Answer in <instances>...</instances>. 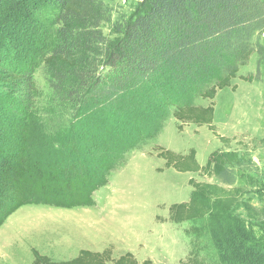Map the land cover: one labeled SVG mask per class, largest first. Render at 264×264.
Instances as JSON below:
<instances>
[{
	"label": "trees",
	"instance_id": "obj_1",
	"mask_svg": "<svg viewBox=\"0 0 264 264\" xmlns=\"http://www.w3.org/2000/svg\"><path fill=\"white\" fill-rule=\"evenodd\" d=\"M16 14L10 26L0 25V30L9 35L19 25L28 23L29 29L32 27L31 39L35 40L33 47H27L17 41L16 34L12 35L13 45H9L8 38L0 43L1 53L6 52L0 54V82L5 83L0 96L14 93L9 110L16 116L27 115L36 106L32 72L38 63L53 89V105L68 102L62 109L61 121L63 117H79L80 106L87 119L109 109L127 118V113L137 111L143 101L149 109L157 104L161 107L153 121L154 131L161 130L164 118L172 116L181 123L180 129L189 123L208 125L222 143L228 144L230 138L221 135L214 124V99L219 90L230 86L236 89L233 80L237 77L247 81L256 78L240 74L254 53L264 59V47L260 44L264 0H144L129 19L117 21L113 37L103 30L109 10L102 0H23ZM15 50L17 59L12 60L9 55ZM22 55H33L34 64L26 63L25 72L19 67ZM3 62L15 65L7 69L6 76L1 75L5 71ZM15 94H21L22 99L17 100ZM196 96L211 103L194 104ZM65 122L69 123L62 124ZM84 126L79 135L86 132ZM8 127L0 117V226L8 215L27 203L44 202L59 207L93 204L95 191L109 182L111 173L121 167L133 149L129 143L138 144L143 139L140 133L135 135L137 140L119 143L121 146L110 144L100 177L103 181L94 186L91 183L95 175L90 169L83 172L81 180V168L71 166L66 170L59 164H43L30 157L28 146L36 141L40 130L34 133L30 126L21 125L17 136L10 138L6 135ZM71 139L67 146L76 151L79 144ZM56 153L63 156L61 150ZM161 155L167 167L180 172H201L219 182L190 179L193 189L189 199L173 203L169 219L177 224L207 220L202 226H193L191 233L201 237L209 230L211 235H217L226 246L223 250L218 239V253L224 264H264V235H257L245 223L237 225L232 217L240 199V188L233 186L237 182L234 167L241 162L238 152L214 150L205 165L199 163L194 148L186 154L162 148ZM242 243L244 250L240 248ZM111 263L153 261H139L130 251L114 258L112 249L106 248L82 249L75 258L62 261L35 251L32 262ZM180 264L211 263L203 260L197 250Z\"/></svg>",
	"mask_w": 264,
	"mask_h": 264
},
{
	"label": "rangeland",
	"instance_id": "obj_2",
	"mask_svg": "<svg viewBox=\"0 0 264 264\" xmlns=\"http://www.w3.org/2000/svg\"><path fill=\"white\" fill-rule=\"evenodd\" d=\"M22 1L0 0L2 27L10 26ZM102 1L109 10V20L103 24V30L113 37L117 21L129 19L144 0ZM31 28L25 23L9 35L0 30V43L8 38L9 45H13L12 35L18 34L21 45L33 47ZM260 44L264 47V33ZM16 53L15 50L9 55L12 60L17 59ZM0 54L6 52L0 51ZM19 61L21 72L27 71L26 63L34 64L33 55H22ZM3 64L5 71L1 75L6 76L7 69L15 65ZM41 66L37 63L32 72L37 91L33 111L27 115H11L9 104L14 93L0 96V117L10 126L6 129L8 137H16L21 125L30 126L34 133L40 130L36 141L28 146L30 157L43 164H59L66 170L71 166L81 168V180L83 172L90 169L95 175L91 185L95 186L103 181L100 177L110 144L137 140L135 135L140 133L143 139L138 144L129 143L133 149L124 156L126 161L111 173L106 185L95 191L93 204L59 207L44 202L27 203L8 215L0 226V264H32L35 251L62 261L75 258L82 249L103 251L106 248L112 249L114 258L130 251L139 261L151 259L153 264H180L198 250L206 262L224 264L218 253L217 235H211L209 230L201 237L191 233L193 226H202L207 220L177 224L169 219L170 206L189 199L193 189L190 179L212 183H219L218 180L201 172H180L167 167L162 148L181 154L194 148L201 165L206 164L214 150L238 152L241 162L234 167L237 182L233 186L240 188V199L232 210V217L237 225L245 223L257 235H264L261 230L264 229V59L259 54L254 53L240 71L243 76L256 75V78L247 81L237 77L233 80L236 89L230 86L219 90L214 99V124L221 135L230 138L228 144L222 143L208 125L189 123L180 129L181 123L172 116L164 118L161 130L154 131L153 121L158 118L156 113L161 107L157 104L149 109L143 101L137 111L127 113V118L109 109L87 119L80 106L79 117L74 120L63 117L61 121L62 109L68 102L53 105V89ZM3 85L0 82V91ZM15 97L22 99L21 94ZM193 103L208 105L211 100L196 96ZM63 121L69 123L64 125ZM132 123L137 126L131 127ZM54 124L58 126L52 129ZM83 125L86 132L79 135ZM71 138L79 144L76 151L67 146ZM60 150L63 156L56 153ZM240 248L244 250L243 243Z\"/></svg>",
	"mask_w": 264,
	"mask_h": 264
}]
</instances>
